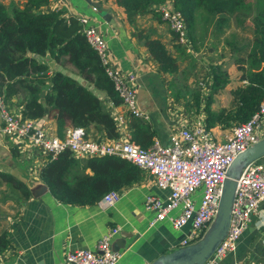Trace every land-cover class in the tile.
Instances as JSON below:
<instances>
[{
	"label": "trees",
	"instance_id": "1",
	"mask_svg": "<svg viewBox=\"0 0 264 264\" xmlns=\"http://www.w3.org/2000/svg\"><path fill=\"white\" fill-rule=\"evenodd\" d=\"M162 1L114 0L130 25L134 24L136 15L152 13V5ZM47 3L48 0H25L19 6L13 1L6 5L0 2V97L5 101L18 96L22 118L47 116L54 122L58 135L64 134L67 128L82 127L92 140L116 138L114 122L96 94L59 71L48 73L47 58L54 62L64 58L92 88L103 93L113 104L119 103L110 78L81 32L80 23L72 16L64 17L62 10L43 11L41 8ZM172 3L184 19L194 50L197 42H202L208 34L218 40L224 29H229L230 21L246 29L249 36L241 46L228 37L222 44L232 46L234 54L230 64L238 72L229 91L230 106L215 111L209 109L211 95L230 82L221 66L209 64L204 78L209 79L210 92L206 97L208 104L202 110L207 128L216 124L230 127L247 120L264 95V0H172ZM171 34L173 50L153 37L150 31L142 33L134 26L131 30V35L141 41L155 60L159 71L176 79L181 71L179 62L189 60L191 56L175 43L174 34ZM174 82L171 81L176 86ZM187 88L182 90L181 97L191 100L192 106L198 108L199 87L190 88L193 91L188 92ZM179 91L176 87L172 89L175 99H178ZM128 128L131 141L142 148L152 144L153 131L147 121L131 117ZM80 167L82 171L79 172ZM84 169L89 173H84ZM0 177L18 189L21 197L29 195L25 185L10 174L0 173ZM140 177L137 166L116 156L80 160L71 157L67 151L45 162L39 170V178L50 195L65 204H94L104 193L120 190ZM7 245L5 233H1L0 251Z\"/></svg>",
	"mask_w": 264,
	"mask_h": 264
},
{
	"label": "crops",
	"instance_id": "2",
	"mask_svg": "<svg viewBox=\"0 0 264 264\" xmlns=\"http://www.w3.org/2000/svg\"><path fill=\"white\" fill-rule=\"evenodd\" d=\"M10 1L21 6L25 0H0L5 5ZM91 6H96V11H92ZM41 9L62 10L64 17L82 15L89 18V23L98 29L106 42L110 69L119 74L134 76L136 106L147 114V122L153 131V140L167 145L176 129L190 124L197 118L205 120L202 108L208 104L206 97L210 92L209 79L205 77L203 84L198 88L201 95L198 108L192 106L191 100L187 101L181 97L182 86L186 88L183 82L187 84V92L193 91L189 88L190 81H196V78L190 71L189 77L179 86L178 99H175L171 92L175 87L171 81L175 78L161 73L141 41L131 35L133 26L142 33L150 31L153 37L159 38L169 50H173L170 30L151 12L136 15L134 24L130 25L122 8L117 6L114 0H48ZM227 28L229 29H224L217 40L221 44L226 37L234 38L239 46L247 41L248 37L241 36V31H246L245 28L235 26L232 21ZM223 57L212 64L222 66L221 68L225 70V64L231 63L232 59L226 58L225 55ZM46 61L50 68L48 73L59 71L72 77L97 95L109 115L125 117V126L121 129L124 130L123 133H119V138L130 134L128 120L131 117L125 115L120 103L109 106V99L92 88L64 58L56 62L47 58ZM226 72L230 77L229 72ZM237 74L233 67L231 77L233 80L211 95L208 104L210 110L215 111L221 107L227 109L230 106L229 91L231 85L236 82L234 78ZM18 102L19 98L15 95L5 100L7 107L15 113L20 111ZM47 118L46 129L57 134L54 122ZM208 131L213 139L219 141L224 139L229 126L216 124L208 128ZM95 132L101 136L98 130ZM21 146L22 141L18 138L0 136V173L10 174L29 191L26 198L21 197L18 189L8 185L0 177V234L5 233L8 241V245L0 251V264H66L64 256L67 251L93 250L99 237L111 227H117L119 230L114 238L120 232L126 236L124 247L118 250L120 257L115 264H150L158 256L180 247L179 240L186 227L174 230L167 220L149 225L152 213L143 207L144 196L152 194L164 199L167 192L158 189L152 176L147 172L140 170L141 177L137 182L120 189V197L111 207L100 208L96 203L65 204L53 198L47 189L42 191L39 187L42 182L36 169L39 167L40 170L49 159L41 158L34 152L23 151ZM256 162L264 167V156ZM83 172L89 173L88 169H84ZM193 199L198 200L197 194H194ZM177 213L178 209L171 212ZM216 264H264V199L250 215L235 250L220 258Z\"/></svg>",
	"mask_w": 264,
	"mask_h": 264
},
{
	"label": "built area",
	"instance_id": "3",
	"mask_svg": "<svg viewBox=\"0 0 264 264\" xmlns=\"http://www.w3.org/2000/svg\"><path fill=\"white\" fill-rule=\"evenodd\" d=\"M152 9L174 34L175 42L186 53L193 55L184 19L174 8L172 0H163L153 5ZM91 10L96 11V6H91ZM72 17L80 23L81 32L110 78L125 115L147 121V114L136 106L134 76L111 70L108 66L106 42L98 29L89 23L86 16ZM108 103L109 106H114L110 100ZM110 116L118 133L116 138L92 140L82 127L67 128L64 134L58 135L55 131L46 129L47 116L22 118L20 111L15 113L0 97V136L18 138L22 141L23 151L34 152L49 160L67 151L75 159L111 155L137 166L152 176L158 189L167 192L164 199L152 194L144 196L143 207L152 213L149 225L167 220L174 230L186 227L179 240V246H185L196 242L213 222L221 183L235 156L264 136V95L248 119L231 125L224 139L219 141L209 134L204 118H197L176 129L169 144L163 145L154 139L150 146L142 148L130 140L129 134L119 138V133L124 130L121 129L125 126V117L116 114ZM38 170L39 167L36 169L39 175ZM197 190H200V196L196 204L193 195ZM119 197L120 190H110L96 204L100 208L111 207ZM263 199L264 167L256 160L251 161L240 168L235 179L225 234L203 264H216L220 258L235 250L250 215ZM174 209H178L177 214H171ZM118 231L117 227L109 228L96 241L93 250L67 251L65 263L115 264L120 251L111 250V241Z\"/></svg>",
	"mask_w": 264,
	"mask_h": 264
},
{
	"label": "water",
	"instance_id": "4",
	"mask_svg": "<svg viewBox=\"0 0 264 264\" xmlns=\"http://www.w3.org/2000/svg\"><path fill=\"white\" fill-rule=\"evenodd\" d=\"M42 94L43 91H41L40 95ZM44 110L46 111V108ZM262 156H264V136L243 152L237 154L228 166L221 183V193L215 218L204 234L194 243L180 246L158 256L150 264H203L225 234L230 216L235 179L239 174L240 168ZM39 187L42 191L46 190V186L43 183ZM125 238L126 236L120 232L111 241V250L118 251L122 249L125 244Z\"/></svg>",
	"mask_w": 264,
	"mask_h": 264
},
{
	"label": "rangeland",
	"instance_id": "5",
	"mask_svg": "<svg viewBox=\"0 0 264 264\" xmlns=\"http://www.w3.org/2000/svg\"><path fill=\"white\" fill-rule=\"evenodd\" d=\"M152 14L153 16L158 18L156 12H152ZM140 23H142V19ZM241 36H244L247 38L249 34L247 33V31L245 33L243 31ZM210 38L211 36L206 35L205 38L202 40V42H197L198 45H196V49H195L196 52L191 56V58H189V60L187 59L183 62H179V69H181L182 71L176 75L177 79L174 80L175 81L174 83L177 84L175 86L177 89H179L178 86L182 84V81L186 80L189 77L188 71H190L191 74H194L196 78V81H193V82L190 81L191 87L189 88H198L203 84V81L205 80L204 74L209 68V64H212L213 61L221 60V58H224L223 55H225V57L228 59H232V54H234V50H232V46L230 44L229 46L223 47L221 42L215 39H210ZM232 40H234V38H232ZM233 67H234L233 64H230V63L225 64V70L228 71L230 74V77L228 76L229 80H233V78H231L233 76ZM196 82H199V83H196ZM183 83L185 84L187 88V84L185 82ZM233 84H235V82ZM182 90L183 91L185 90L184 86ZM194 194L195 195L197 194L198 199H199L200 190H197ZM195 203L197 204L198 200L195 201Z\"/></svg>",
	"mask_w": 264,
	"mask_h": 264
}]
</instances>
